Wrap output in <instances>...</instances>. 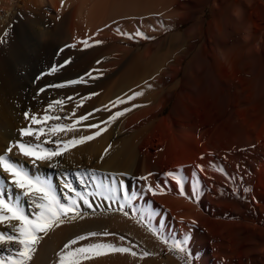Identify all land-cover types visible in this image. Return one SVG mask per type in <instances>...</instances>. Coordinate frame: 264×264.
I'll return each instance as SVG.
<instances>
[{
    "label": "bare ground",
    "instance_id": "1",
    "mask_svg": "<svg viewBox=\"0 0 264 264\" xmlns=\"http://www.w3.org/2000/svg\"><path fill=\"white\" fill-rule=\"evenodd\" d=\"M223 2V0H63V7H61L62 0H0L4 15L14 14L12 24L6 30L7 36H3L2 30L0 32V36H3L4 40L3 43H0V110L12 108L16 99L23 101L24 98L33 97L36 99L33 103V106L36 107L33 112L42 109L41 105L48 104L50 97L52 100L62 97L63 107L54 108H59L68 116L72 114V108L78 103L76 101L84 95L92 94L87 107L92 108L97 107L98 104L107 103L113 95H119L125 91L128 82H130L131 72L142 67V62L137 57L134 66L130 63L126 68L123 67L122 72L125 71V74L121 75L122 72L120 73L121 76H124L123 79L120 75L115 77L113 68L121 58L114 52L117 51L121 54L129 52L117 46L118 43L125 42L123 38H120V33L127 31L132 26V24L130 26L124 22H115L116 20L127 16L139 15L142 17L143 20L139 25L148 32L145 36L148 39L143 38V41L158 35L161 36L184 22L195 20L184 33L172 32V29L166 37L148 45L149 48L144 51L143 57L148 55L147 58L150 59L149 69L156 67L159 69L164 66V70L170 72V77L165 78L166 72L163 71V81L161 79V86H169L168 91L157 92L150 101L136 103L126 108L131 111H126L125 115L119 117L117 122H113L100 137L74 147L70 146V149L63 155L54 157L50 161H39L38 167L36 165L29 167L30 160L20 155L18 149L14 148L13 153L9 154L13 161L20 162L26 166L28 171L30 168L31 170L35 168L34 175L47 178L62 202H67L65 200L67 196L77 199L82 214V217H77L74 220L65 217L63 224L49 231L48 235L44 236L40 244L37 245L30 264H57V254L64 245L71 239L87 235L89 232H108L114 235L89 238L80 241L73 247L95 242L131 247L127 241L129 237L156 254L158 249L154 247V240L148 232L158 233L159 229L168 225L175 226L177 223H183L180 222L181 218L183 221V218L188 216L187 211L192 208L186 200L191 198L193 203H197L196 196L188 197L187 190L184 192L183 189L182 191L179 189L180 193L176 194L173 191L176 187L172 188V185H169L172 189L167 186L161 189V186L163 187L166 182L173 181L172 184L176 185L171 178H164V184L159 185L160 183H155L153 178L148 175L149 177L142 187L137 185V181L139 174L146 175L147 171L151 172L152 170L157 173V176L169 172L181 175L191 171L194 164L201 167L204 172V167L209 166L212 162L211 154H209L212 149L207 145L208 143L188 131L187 125L174 122L171 119V113L166 117L160 118L159 116L175 95H177V99L172 111L181 107L184 112L188 101H193L196 95L204 93V91H211L214 83L218 82L215 70L220 68L223 73L228 74L236 65L235 47L239 39L236 35L238 28L235 26L237 14H233L234 18L229 11V4ZM193 6L197 8L194 14L185 15L182 12L185 7L190 10ZM207 7L212 9L213 17L205 24L201 18L206 15L205 8ZM113 29H118L119 32ZM85 40L91 45L90 47H85L81 43ZM97 41L101 43H96ZM165 42L167 46L163 47ZM66 45H75V51L68 52V50V53L64 54L65 57H71V61L60 67L59 64L64 62H59L61 58L58 60L53 57L56 59L55 66L58 70L55 72V76L45 79V86L58 83H63L66 86L48 89L39 96L38 89L43 86L42 82H33V75L31 80H22L18 75L19 72H16L17 67L19 66V71L24 70L25 67H31L29 69L35 70L37 74L42 73L52 63L53 47ZM187 56L189 59L183 68L182 61ZM66 59L64 60L66 61ZM156 64H160V66L158 67ZM182 70L184 79L189 76L193 77V84L189 85L187 89L188 94L180 91L177 80ZM81 78L84 82L68 84L69 81ZM114 81L118 83L116 87ZM104 106H107V109L110 108V105ZM9 114L15 116L14 112ZM94 116L92 123L102 114L99 112ZM77 118L78 116L75 118L70 116L64 121V124L72 125ZM84 123L85 121H81L76 124L75 128H79L74 131L60 133V136L64 138L63 142L85 136V133L80 129ZM251 128L254 129L253 126ZM20 129V127L15 128L0 121V154H4L2 152L4 147L21 140ZM42 139H44L43 136H41ZM109 140L114 141L112 146L107 144ZM32 141H34L33 137L22 138V142L32 143ZM234 141L230 147V150L235 151L234 154L229 157L225 156L231 161L232 174H227L228 167L224 166L221 168L220 175L212 170L207 171L208 176L215 179L214 190L223 195V203H226L227 192L233 194L235 214L236 217H239L238 197L243 195L241 184L238 183L239 162L241 159L245 163L248 158L249 167L251 170L254 169L256 160L253 155L247 156V150L249 149L248 154H251L257 140L248 133L240 141H238V137ZM238 149L240 150L238 151ZM106 150L107 154H105ZM224 150L227 149L224 148ZM236 151L239 152V156ZM97 158L101 160L96 161ZM95 169L118 173V170H125V173L122 171L120 173H122V184L126 191L124 196H127L129 206L123 207L121 210L114 199L106 198L110 194L108 189L115 187L117 181L113 185V181L111 182L113 178L110 174L106 176L103 173L95 174ZM52 172L54 174H51ZM0 178L2 177L0 176ZM8 178L11 179L9 176ZM65 179L71 183L75 192L88 198L92 204L91 208L85 206L83 200L76 197L75 193L68 192L64 187ZM86 179L88 180L86 181ZM150 187L151 191H149ZM11 188L13 197L20 192L14 186ZM181 192L187 193L188 198L184 194L182 196ZM24 198H21L22 207L26 205H23ZM27 200L30 206L28 205L24 209L31 216L34 214V209L30 199ZM162 203L169 209L161 207ZM220 203V201L217 202V205L219 206ZM207 210L211 214H218L214 208L210 210L209 205L205 207V211ZM129 212L131 215L128 214ZM191 218L196 219L195 216ZM187 220L186 224L189 222ZM16 224V221H13L11 225L0 224V231H10L11 226ZM184 226L185 224L182 227ZM119 237H124L123 241ZM8 247L10 246L0 247V258L9 254L3 250ZM259 247L258 245L256 249L259 250ZM82 264H178V262L172 258L142 259L128 253H115L83 261Z\"/></svg>",
    "mask_w": 264,
    "mask_h": 264
},
{
    "label": "rangeland",
    "instance_id": "2",
    "mask_svg": "<svg viewBox=\"0 0 264 264\" xmlns=\"http://www.w3.org/2000/svg\"><path fill=\"white\" fill-rule=\"evenodd\" d=\"M223 1V3L229 4V11L232 13V15L237 14L236 17L238 25L235 24V26L238 28L236 35L239 39L235 47V52L237 54L236 65L232 68V71L230 70L231 72L228 74L223 73L222 69L220 68L215 70V72L217 71L216 74L219 79L218 82L216 84L214 83L213 87H211V91H204V93L196 95L193 101H188L186 110H184V112L181 107H178L172 111L177 99V95H175L164 107L162 113L159 116L162 118L168 116L171 113V119L174 122L187 125L189 127L187 129L188 131H191V133H193L195 136H199L206 143H208L207 145L209 147L211 146L210 148L212 149V151L209 152V154H211L212 162L209 164V166L204 167V172L201 167L197 166V164H194L193 168H191V171H187L181 175L178 174L180 177H182V186L178 185L175 181L174 183H176V185L172 184L173 181L169 183L166 182L165 185H163L164 178H170L167 177L168 175L165 173L157 176V173H154V170H152L151 172L147 171L148 174L146 173V175L139 174L137 185H141V187L146 183V179H142V177H146L148 179L150 176L153 178L155 183H160L159 185H163V187L161 186V189H164L165 186L170 188L169 185H172V188L174 186L176 187V189L173 190L176 194L180 193L178 192L179 189H181V191L182 189L183 191L187 190L189 194L187 196H196L197 200V203H193V199L191 200V198H189L188 201L186 200V202L189 203L192 208L187 211L188 216L186 214L187 217H184L183 221L181 218L180 222L183 223H177L175 226L168 225L163 229H159V234L154 231L148 232L151 238L154 240L153 245L158 249V253L153 254L154 252L142 246L140 243L129 237L127 238L132 250L137 253V257L142 258V254L144 252L150 253L149 256L143 257L142 259L158 258V260H161L172 258L175 259L178 264H264V0ZM2 7L3 6H0V32L3 31L2 33H4L11 26L14 19V14L10 13L5 16ZM194 11H197V8L194 6L190 10L186 9V7L182 10L185 15L190 13L194 14ZM205 12L206 15L202 17L201 20L207 24V21L211 20L213 17V11L210 7H207L205 8ZM142 20V17L137 15L123 17L115 21L128 23L130 26L132 24L131 28H128L127 31L123 33H127L128 35L134 37L133 39H128V36L120 34V38H123L125 42H120L117 44V46L123 50H128L129 52L127 54H124V52L123 54L117 51L114 52L121 58L120 61L115 63V67L113 68L115 77L120 75L123 67L126 68L130 63L132 66H134L137 57L140 58V61L142 62V67L140 66V69L137 68L139 70L136 69L131 72L132 75L130 74L131 77H129L130 82H128L129 84L125 91L121 92L119 95H113L107 103L101 105L98 104L96 105L97 107L92 108L89 106L87 107V104L89 105V101L91 100L92 94L84 95L80 97L78 101H76L78 103L74 106V108H72L73 112L69 116L59 108H53L49 110L48 114L52 116H59L61 119L47 121L49 126L53 124L65 125L64 121H66L70 116L72 118L78 116V120L80 117L91 113L92 115L88 116L87 120H83L85 123L80 127V129L83 133H85V136L92 135L98 131V129L88 128V125L99 124L101 128H109L113 123L106 126L103 121L108 120L116 112L123 111L126 108L135 105L136 103L150 101L157 92L168 91L169 86H161L163 71L166 72V70H164L165 67L163 66L159 69L157 67L155 69H149L150 65L148 64L150 59L147 58L148 55L145 58L143 57L144 51L146 48H149L148 45H152L159 39L166 37V35L170 32V30L172 31V29V32L180 31L184 33L185 30L194 23L195 20L184 22L178 27L166 31L163 33V35H158L156 36L157 38L154 37L146 41H143V38L136 35L137 32L143 33L144 36L148 34V32H146V30L141 28L139 25L141 24ZM113 30L117 31L118 29ZM168 42L169 40L167 43ZM164 45L167 46L166 42L163 44V47H166ZM66 46L53 47L52 59L53 57L58 58V60L61 58L59 62H64L63 64L59 65L68 64L65 62L71 61V57L64 56L68 50V52L76 50L75 47H69L68 45ZM189 56L185 57L182 61L183 68L187 64ZM54 59L52 60V63L49 65V67L44 69L42 73L39 72L37 74L35 70L29 69L31 67H25L26 70L24 69L19 71V66L17 67L16 72H19L18 75L20 78H22V80H31L33 75V82H42L43 86L39 87L38 92H40L39 90L41 88H45V91L40 92L39 96H41L48 89L54 88L47 87L48 85L45 86V79L55 76V72H51L52 67L56 65V59ZM64 59H66V61ZM157 66L159 67L160 64ZM167 71L169 70L167 69ZM122 74H125V71H123L121 75ZM121 75L120 77L123 79L124 76ZM169 77L170 72H166L165 78ZM182 78L183 70L180 71L177 80L179 81L180 91L188 94L187 89L189 88V85L193 84V77L189 76L186 79L183 78L184 80ZM109 82L111 83V81ZM114 82L116 87L118 83L117 81ZM138 92H142L143 95L136 96L135 99H129V97ZM85 97L90 98L85 99ZM118 98L123 99L125 103L114 105L113 102L117 101ZM56 100L63 101V98L57 97L52 100L50 97L48 99V104L43 106L41 105L42 109L33 112V110L36 108L33 106V103L36 101L34 97L29 99L24 98L23 101L16 99L14 101L15 105L10 108L12 111L10 109L4 110L3 108L0 110V121L4 124H10L15 128H25L30 124V120H25L24 118L25 112H28L30 116L36 115L38 117H42L45 114V110L48 109V105ZM97 103L100 102L97 101ZM77 105L80 106L78 107ZM104 105H110V108L108 110H104ZM58 106L61 105H55V107ZM61 107H63V105ZM96 109H101V111H96ZM8 111L9 113L14 112L15 116L13 117L8 113ZM99 112L102 114V116L98 119L96 118L97 120L92 123L91 121L95 117L94 114ZM73 113H75V115H73ZM118 120L119 118L115 122ZM40 126L41 125H32L34 129ZM251 126H253L254 129L251 128ZM78 128L79 127H76L75 129ZM104 132H102V134ZM60 133L63 134V132H59L56 135L43 136V138L50 139L51 141L60 140L63 142L64 138L60 136ZM248 133L252 134L257 140L253 145L254 150H251V154H248L249 149L247 150V156L249 157L250 155H253L254 159L256 160V164L254 169L251 170L249 167L248 158H246L247 161H245V163L240 159L238 183L241 184L243 195L242 197H240V195L238 197L239 217H236L233 194L231 192H227L225 197L226 203H223L224 197L219 192L214 190L216 181L214 178L208 176L207 170H212L214 173L220 175L221 168L224 166L228 167L227 174H232L231 161L225 156L229 157V155H233L235 151L230 150V147L232 143L235 142L234 140H237L238 137V141H240V139L245 138ZM35 142V140L32 141V143ZM113 143V140H109L107 142L109 146H112ZM55 146L56 145L54 143L45 145V147L48 148H55ZM113 148H116L115 145ZM224 148L227 150H224ZM6 149L7 146L6 148H3L2 152L5 153ZM239 150L240 149H238V151ZM238 151H236L237 156H239ZM98 160L101 159L97 158L96 161ZM38 162L36 164L37 167ZM31 165V162L28 163L29 167H31ZM118 171L119 173L97 169L95 174L103 173L105 176L110 174L113 178L111 182L117 181L115 186L116 191L113 195V199L120 207L121 205L127 207L129 206V202L127 203V200L124 196V192L126 193V191L122 184V173H120L121 171L125 173V170ZM1 172L2 170H0V176L3 178V180L5 179V182L9 181L8 175ZM29 172L30 174L34 175L35 168L33 170L30 168ZM51 174H54V172ZM87 180L88 179H86V181ZM88 184L90 185V183ZM4 187L6 190H8L9 195L13 196L11 191L12 188H9L7 183L4 184ZM186 194L187 193L184 195L186 196ZM187 196L186 198H188ZM27 199V197L23 199V205L26 204L24 207L29 205ZM219 201L221 203L218 206L217 202ZM208 205L210 210L214 208L218 214H211L208 210L205 211V207ZM161 207H165V204L163 206L162 203ZM166 208L169 209V207H165V209ZM162 210H164V208ZM131 212L128 214L131 215ZM190 212L192 213L190 214V218H188ZM191 215L195 216L197 220L191 218ZM185 219H189L187 221L190 223L188 222L186 224ZM135 221H137L136 218ZM182 224H185V226L182 227ZM185 238H187V244L184 245V247L187 251L181 252L177 250L174 245L177 243H183ZM258 245L260 246L259 250L256 249Z\"/></svg>",
    "mask_w": 264,
    "mask_h": 264
},
{
    "label": "snow or ice",
    "instance_id": "3",
    "mask_svg": "<svg viewBox=\"0 0 264 264\" xmlns=\"http://www.w3.org/2000/svg\"><path fill=\"white\" fill-rule=\"evenodd\" d=\"M61 7H63V0ZM119 32V30H117ZM7 31L3 33V36H7ZM121 35L128 36V39H133L134 37L128 35L127 33H120ZM137 36L141 38L148 39L143 33L137 32ZM3 36H0V43H3ZM85 47H90L88 41H82ZM96 43H101L97 41ZM75 45H70L69 47H74ZM70 61H66L68 63ZM60 67H63L61 65ZM58 70L57 66H53L51 72H56ZM84 82L83 79L69 81L68 84H79ZM65 84H51L47 87L63 88ZM40 92H44L45 88H41ZM95 95V94H94ZM143 95L142 92L135 93L129 99H135L136 96ZM90 97H85V99ZM69 99H72L69 97ZM125 103L123 99L118 98L113 104ZM55 105H63L62 100H56L48 105V109L45 110V114L42 117L36 115H31L28 112L24 113L25 120H30V124L19 130L21 140L10 143L4 154H0V170L6 173L11 179L5 182L0 178V224L11 225L13 221L17 224L11 226L10 231H0V247L4 245H9L10 247L3 249L9 254L0 258V264H30L33 259V255L37 250V245L44 236H47L49 231L53 230L55 227H59L64 223V218L68 217L70 219H76L77 217H82L80 212V205L77 199H73L72 196L65 197L67 202H62L61 198L57 195L53 185L48 181L47 178H43L39 175H32L27 170L26 166L22 165L20 162H15L11 159L10 155L13 153V149H18L20 155L28 158L33 166L37 164L38 161H50L54 157H58L64 154V152L70 149V146L74 147L79 144L91 141L96 137L100 136L102 132L107 131V127L101 128L99 124L88 125V128L98 129L92 135L80 136L79 138H73L70 141L61 142L60 140L51 141L50 139H44L41 141V136H51L56 135L59 132L74 131L76 124L81 123L83 120H87L88 115L80 117L72 125L63 124H53L48 125L49 120H59V116L49 115V110L53 109ZM78 107L80 105H77ZM104 110H108L105 106ZM96 111H101V109H96ZM126 111H131V109H125L124 111H118L112 115L108 120L103 121L107 126L115 122L119 117L125 115ZM75 115V113H73ZM32 125H41L38 128H33ZM24 137H33L36 141L35 143L22 142ZM49 143H54L55 148H48L45 145ZM107 154V150L105 152ZM222 171V169H221ZM167 175L174 180L178 185H182V177L178 174L169 172ZM142 179H147L142 177ZM7 183L9 188L14 186L15 189H19L20 192L15 194V196H10L8 190L4 187ZM113 181V185H115ZM64 187L69 193H75L76 197L83 200V204L89 208L92 204L89 202L86 196L81 195L79 192H75L71 183L67 182L65 179ZM151 187L149 191H151ZM109 195L107 199H113V195L116 191L115 187L108 189ZM155 194V193H154ZM181 194H183L181 192ZM28 197L33 205L34 214L29 215L26 213L24 207L21 206V198ZM127 200V196H125ZM124 205H121V210H123ZM127 215V213H125ZM43 234V235H41ZM114 235L108 232L98 233L89 232L87 235H80L74 239L68 241L63 249L57 254L58 261L57 264H82L83 261L95 259L100 256H105L109 254H125L128 253L133 257L137 256V253L132 250L131 247L117 246L113 243L95 242L88 243L84 246H77L80 241L88 240L89 238H99L108 237ZM123 241L124 237H119ZM166 242V241H165ZM187 244V238L183 243H177L174 247L181 251L186 252L184 245ZM15 246V247H11ZM150 253L144 252L143 257L149 256Z\"/></svg>",
    "mask_w": 264,
    "mask_h": 264
}]
</instances>
